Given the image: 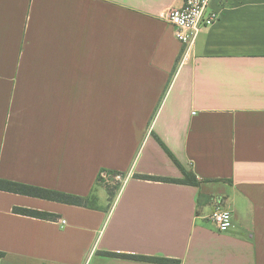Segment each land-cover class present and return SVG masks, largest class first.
Returning <instances> with one entry per match:
<instances>
[{"label": "crops", "instance_id": "1", "mask_svg": "<svg viewBox=\"0 0 264 264\" xmlns=\"http://www.w3.org/2000/svg\"><path fill=\"white\" fill-rule=\"evenodd\" d=\"M182 5L0 0V179L87 198L0 188V264H264V0H210L187 53ZM163 144L199 185L143 177L184 179Z\"/></svg>", "mask_w": 264, "mask_h": 264}, {"label": "built area", "instance_id": "2", "mask_svg": "<svg viewBox=\"0 0 264 264\" xmlns=\"http://www.w3.org/2000/svg\"><path fill=\"white\" fill-rule=\"evenodd\" d=\"M182 1L183 5L170 8L165 18L174 27L175 35L187 53L196 44L201 30L217 22L221 14L217 10H209L210 0ZM211 219L220 232H227L234 226L233 212L228 208L216 209Z\"/></svg>", "mask_w": 264, "mask_h": 264}, {"label": "trees", "instance_id": "3", "mask_svg": "<svg viewBox=\"0 0 264 264\" xmlns=\"http://www.w3.org/2000/svg\"><path fill=\"white\" fill-rule=\"evenodd\" d=\"M165 148H166V146H165ZM166 150L171 155V157L176 162V164L182 169V171L185 175L184 179L162 178V177H155V176H148V175H146V176L144 175L143 177L150 178V179H161V180H165V181L189 183V184L196 185V186L199 185L200 181L197 179V177L192 172L187 171L183 167L181 162L172 154V152L168 148H166ZM0 188L5 189V190H9V191H13V192L27 194V195L42 197V198H46V199L57 200V201L69 203V204L87 205V202H86L87 198H84L81 196L73 195V194L66 193V192L56 191V190H48V189L35 187V186H31V185L23 184V183H18V182H12V181H8V180L0 179ZM21 211L23 213L28 214V215H33V216H38V217H43V218L47 217V214L44 212H39V211H34V210H29V209H21ZM107 254L108 255L123 256V257H132V255L121 254V253L107 252ZM3 256H4V253L0 252V258ZM134 257L139 258V259L157 261V262L179 263V261L169 259V258L142 257V256H134Z\"/></svg>", "mask_w": 264, "mask_h": 264}, {"label": "rangeland", "instance_id": "4", "mask_svg": "<svg viewBox=\"0 0 264 264\" xmlns=\"http://www.w3.org/2000/svg\"><path fill=\"white\" fill-rule=\"evenodd\" d=\"M124 176L121 174H114V173H106V177H104L101 182L105 183L106 185L110 186L111 188H115L119 185V182L123 179Z\"/></svg>", "mask_w": 264, "mask_h": 264}]
</instances>
